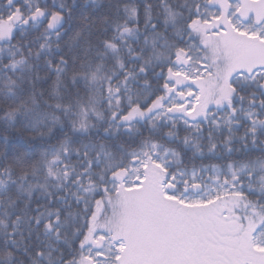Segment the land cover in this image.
Masks as SVG:
<instances>
[{"label":"snow or ice","instance_id":"1","mask_svg":"<svg viewBox=\"0 0 264 264\" xmlns=\"http://www.w3.org/2000/svg\"><path fill=\"white\" fill-rule=\"evenodd\" d=\"M0 264H264V0H0Z\"/></svg>","mask_w":264,"mask_h":264}]
</instances>
